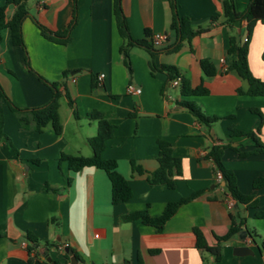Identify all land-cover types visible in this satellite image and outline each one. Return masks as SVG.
Segmentation results:
<instances>
[{"label": "crops", "instance_id": "obj_1", "mask_svg": "<svg viewBox=\"0 0 264 264\" xmlns=\"http://www.w3.org/2000/svg\"><path fill=\"white\" fill-rule=\"evenodd\" d=\"M4 2L0 0V6ZM248 2L234 0L236 11L243 12ZM176 6L193 31H204L172 51L169 0H120L131 39L150 46L129 48L130 73L123 63L121 48L126 43L117 28L114 0H28L21 24L24 47L11 43L8 29L2 31L0 92L17 108L30 110L49 102L48 84L56 83L62 132L55 135L50 127L39 134L23 130L0 100V264H71L65 250L73 252L78 264H138V258L142 264H264V219L257 217L264 212V155L239 158L232 148L248 151L253 143L230 131L255 132L259 113L258 139L264 144V97L239 95L237 90L246 91L247 82L227 70L228 39L243 34L245 23L227 28L221 0H176ZM14 10L7 8V19ZM33 20L51 33L75 24L63 45L45 39ZM147 32L168 33V42L153 47ZM201 60L212 64L214 76H204ZM247 60L252 75L264 82V23L257 22L253 29ZM162 67L175 68L191 87L203 82L208 95L181 97ZM128 85L140 88V94H127ZM182 99L219 120L210 126L200 124L178 105ZM93 111L114 126L101 156L116 161L131 190L127 202L111 204L103 171L84 168L73 173L59 159L62 154L92 155L87 140L96 135V122L89 119ZM158 140L168 142L180 159L181 174L173 177V189L149 183L158 167ZM226 144L231 148L224 149L222 163L234 173L238 191L250 197L251 206L236 204L215 177L207 153L212 146ZM131 162L140 172L132 170ZM256 180L262 184L254 186ZM192 196L159 232L141 220H122L143 211L156 218L168 203ZM231 215L243 218L244 224L220 244L222 257L215 262L196 248L194 230L207 246H215L228 233ZM251 230L257 234L254 241ZM29 236L37 240L34 248ZM241 246L251 254H233V248ZM44 247L47 251L40 253Z\"/></svg>", "mask_w": 264, "mask_h": 264}, {"label": "trees", "instance_id": "obj_2", "mask_svg": "<svg viewBox=\"0 0 264 264\" xmlns=\"http://www.w3.org/2000/svg\"><path fill=\"white\" fill-rule=\"evenodd\" d=\"M28 0H5L4 5L0 6V43L2 41V31L8 29L10 33L11 43L15 46L24 47L23 39L21 34V24L23 19L27 16L26 2ZM76 1V0H75ZM169 4L172 9V19L170 24V31L174 37L175 45L171 49L176 51L180 48L182 42L186 41L190 43L191 39L202 33L204 30L198 29L193 31L190 27L188 18L180 17L176 11V0H169ZM9 6L15 8L13 15L7 19L6 11ZM221 7L223 11V16L225 17V25L227 28L231 29L236 23H245L244 33L238 36H230L228 39V48L226 54L228 56V66L227 70L234 71L239 77L247 82L246 91L237 90L239 95H247L252 97H264V82L255 78L249 70L248 66V44L250 37L252 35L253 29L257 22L264 23V0H249L246 9L243 12H237L234 5V0H221ZM114 13L117 23V28L120 36L125 41V46L121 48V53L123 56V63L127 70L131 71L130 64L128 62V50L134 44L143 45L147 48V43L145 41L133 42L131 39L125 18L122 14L120 7V0H114ZM75 15V11H74ZM75 17V16H74ZM75 19V18H74ZM33 23L39 29L41 35L48 41L67 44L68 33L70 29L74 26L75 22L71 24L69 28L62 32L51 33L45 27L40 25L38 22L33 20ZM151 38V35L146 33ZM247 37V42H243V37ZM151 45V44H150ZM152 46V45H151ZM151 70L154 71V67L151 65ZM200 68L205 77H212L215 75V69L208 60L200 61ZM168 74L169 81L171 82L175 78L180 79L179 92L180 96L196 97L208 95V90L204 86L203 82L196 87H191L189 82L180 78L175 68L172 67H162ZM41 80V78H39ZM51 90V99L43 107L23 110L14 106L3 94L0 92V100H4L10 109V111L15 115L20 127L25 131H34L35 133H42L47 127H50L55 135H60L62 132V125L59 118V99L61 97L59 91L57 90V84H48ZM68 98V97H67ZM68 104L72 106V102L68 99ZM178 105L186 109L200 124L210 126L217 122L219 118L206 116L194 102L182 99L178 102ZM254 112V110H252ZM261 121L255 130V132H240L233 128L230 129L232 136L246 137L250 139L253 143V148L248 151H240L238 148H232L236 151L239 158H247L252 155H264V144L258 139L260 129L262 126V116L257 113ZM76 117V114H74ZM89 119L96 122V135L93 138L87 140V144L92 151V155L89 157L83 156H73L62 154L60 156V161L67 164L68 169L77 173L84 168H96L103 171L110 183L111 189V204L116 205L119 203L127 202L131 198V190L127 184L126 179L117 171V163L115 160H106L101 156L102 151L105 148L106 142L112 138L114 126L103 116L101 112L93 111L89 114ZM2 121V113L0 111V123ZM3 141L13 149L16 156H18L17 150L11 145L9 139L3 135ZM158 145V155L157 169L151 174L149 178V183L151 185H163L168 189L174 188L173 177L180 176L181 165L180 159L173 155L171 145L163 140L157 141ZM231 148L230 144L226 145H215L210 147L207 156L213 161L215 174H221V181L224 183V187L229 195V197L238 205H252L250 203V197L242 195L236 184V178L234 173L227 169L221 160L222 153L224 149ZM132 170L140 172L139 167H135L131 162ZM261 182L260 184H258ZM260 186L262 181L256 180L254 186ZM195 196L187 199H182L177 202L168 203L161 215L156 218H151L147 212H137L134 214H129L122 217L124 222H131L135 220H141L145 225L151 226L156 229V231H161L164 224L174 215L176 210L182 204L190 201ZM258 218L264 219V212L257 214ZM231 226L226 234V236L217 239V245L207 246L201 233L198 230H194L196 236V248L200 252H205L211 255L215 262H218L222 257V247L221 243L228 241L230 238L234 237L240 230V227L244 224V219L238 215H231ZM249 237L254 241L257 238V234L251 230L248 232ZM28 241L34 248L37 245V240L32 237H28ZM29 248L28 251H30ZM31 263V259H29ZM138 264H142L140 258H138Z\"/></svg>", "mask_w": 264, "mask_h": 264}, {"label": "built area", "instance_id": "obj_3", "mask_svg": "<svg viewBox=\"0 0 264 264\" xmlns=\"http://www.w3.org/2000/svg\"><path fill=\"white\" fill-rule=\"evenodd\" d=\"M168 33H156V34H153L150 38V44L153 46V47H157V48H160L162 46H164L167 42H168ZM243 42H247V37L244 36L243 39H242ZM221 64H224V60H221ZM102 78H103V74H99L97 76V80L99 82L102 81ZM170 87L171 88H179L180 87V79L179 78H175L173 79L171 82H170ZM141 92L140 88H136L132 85H128L127 88H126V93L127 94H130V95H139ZM168 98L170 99L171 97L168 96ZM215 177L217 179V181H221L222 177H221V174L220 173H216L215 174ZM94 237L95 238H98L99 237V232L98 231H95L94 232ZM23 247H24V244H23ZM66 247V246H64ZM58 250H62L63 247H58L57 248Z\"/></svg>", "mask_w": 264, "mask_h": 264}, {"label": "water", "instance_id": "obj_4", "mask_svg": "<svg viewBox=\"0 0 264 264\" xmlns=\"http://www.w3.org/2000/svg\"><path fill=\"white\" fill-rule=\"evenodd\" d=\"M43 251H47V248H45V247L44 248H40L39 252L43 253ZM247 252H250V254H251L250 249L248 247H246V246L233 248V254H235V255H246ZM65 253L69 256L71 264H78V260L74 256L72 251L65 250ZM47 260L49 261V258H47Z\"/></svg>", "mask_w": 264, "mask_h": 264}]
</instances>
